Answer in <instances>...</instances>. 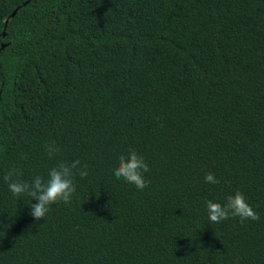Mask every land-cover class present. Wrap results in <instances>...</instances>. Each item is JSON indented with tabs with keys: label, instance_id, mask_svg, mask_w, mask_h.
<instances>
[{
	"label": "trees",
	"instance_id": "obj_1",
	"mask_svg": "<svg viewBox=\"0 0 264 264\" xmlns=\"http://www.w3.org/2000/svg\"><path fill=\"white\" fill-rule=\"evenodd\" d=\"M77 159L39 221L4 180ZM237 190L260 219L211 223ZM0 264H264V0H0Z\"/></svg>",
	"mask_w": 264,
	"mask_h": 264
},
{
	"label": "clouds",
	"instance_id": "obj_2",
	"mask_svg": "<svg viewBox=\"0 0 264 264\" xmlns=\"http://www.w3.org/2000/svg\"><path fill=\"white\" fill-rule=\"evenodd\" d=\"M45 152L49 159L55 158L60 148L55 142L45 145ZM25 157L21 156V159ZM88 165L82 164L80 160L71 162L60 161L48 170L47 178L36 175L30 182L21 179L20 171L13 167L7 171L4 180L7 182L9 191L13 196L27 193L35 201L30 205V215L36 220H42L50 210V206L58 203H70L76 191L74 176L78 174L81 178L88 175ZM149 171L148 165L142 155L135 149H130L128 153L118 156V163L112 169L113 175L117 179L134 185L138 190H143L148 186L149 181L144 174ZM205 181L211 184H218L220 181L212 173H206ZM206 210L211 223L219 224L230 217L239 218L241 222L245 220L257 221L259 215L247 202L245 195L237 190L234 194L226 197V202L221 204L208 200Z\"/></svg>",
	"mask_w": 264,
	"mask_h": 264
},
{
	"label": "water",
	"instance_id": "obj_3",
	"mask_svg": "<svg viewBox=\"0 0 264 264\" xmlns=\"http://www.w3.org/2000/svg\"><path fill=\"white\" fill-rule=\"evenodd\" d=\"M16 12H17V9L12 12L11 17H14V15L16 14ZM3 36H5V34H3ZM5 47H6L5 45H2L1 46V50H3Z\"/></svg>",
	"mask_w": 264,
	"mask_h": 264
}]
</instances>
